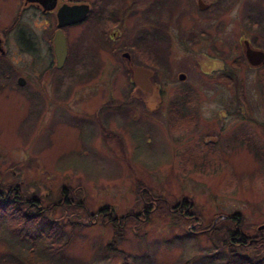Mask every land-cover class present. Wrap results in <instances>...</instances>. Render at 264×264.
Instances as JSON below:
<instances>
[{
    "label": "rangeland",
    "instance_id": "1",
    "mask_svg": "<svg viewBox=\"0 0 264 264\" xmlns=\"http://www.w3.org/2000/svg\"><path fill=\"white\" fill-rule=\"evenodd\" d=\"M234 1L220 11L219 22L205 27L204 43L198 40L193 45L198 53L190 51L192 42H177L178 48L188 54L180 58L176 55V63H183L185 55L188 63L174 65L166 78L171 86H180L176 73L185 72L181 80L188 95L175 97L182 102L188 99L184 116H170V123L165 116H158L167 104L163 96L158 108L140 113L144 121L140 119L135 137L128 117L136 110L135 104H130L128 116L117 118L121 111L107 117L111 121L108 125L114 126L116 121L123 125L120 134L124 150L113 145L110 134L90 136L85 126L66 121L72 116L77 121L83 112H93L94 96L101 101L100 89L92 87L91 95L80 89L84 82L108 84L111 95L104 98L125 100L126 89H121L119 83L122 73L107 69L72 73L68 61L42 74L43 80L38 79L41 99L36 93L27 98L22 90L15 93L0 88V181L20 184L21 194L38 197L42 206L55 202L54 209L44 212L41 219L55 220L58 231H64L62 239L55 242L57 249L63 244L58 258L49 257L43 262L32 257L11 264H120L121 251L129 255L130 264H219L208 253L216 252L217 257L226 254L221 232L212 238L203 233L190 234V222L181 216L155 211L136 227L133 219H128L123 233L114 238L109 222L88 221V215L105 204L116 215L137 210L141 203L135 192L137 181L170 203L187 196L202 223L216 214L237 212L241 215L240 229L248 235L264 223V82L260 81L264 67L250 66L243 55L242 40L264 49V17L254 23L255 15H248L251 8H260L259 0ZM192 13L208 22L205 10L193 9ZM192 27L195 30V24ZM87 44L86 41L81 46L83 52L90 48ZM204 54L219 65L230 62L232 79L226 70L218 68L209 69V74L201 73L196 61L205 59ZM83 60L87 64L88 57ZM111 108L108 102L107 109ZM231 116L235 119L233 127L227 123ZM177 152L181 156L188 154L186 159L192 163L201 154L203 166L179 168L176 163H181V158H176ZM62 185L83 189L82 202L74 204L72 200L79 191L73 190L71 204H59ZM112 238L117 249L108 251L105 245ZM14 241L18 239L10 227L0 225L1 259L17 252ZM36 248L34 254H46L40 242H36ZM243 252L258 259L264 256V243L262 249L248 248ZM20 254L23 259L30 255ZM231 259L229 264H243L236 257Z\"/></svg>",
    "mask_w": 264,
    "mask_h": 264
},
{
    "label": "flooded vegetation",
    "instance_id": "2",
    "mask_svg": "<svg viewBox=\"0 0 264 264\" xmlns=\"http://www.w3.org/2000/svg\"><path fill=\"white\" fill-rule=\"evenodd\" d=\"M234 2L236 3L234 0H53L52 7L48 8L43 6L41 0H0V88L15 93H20L22 90V94L27 98L36 93V97L39 96L41 99L43 97L39 90L38 79L43 80L42 74L48 70L55 71L68 61H70L72 73H90L102 71V69L122 73V82L119 83L121 89H126L125 100L104 98L106 94L111 95L108 84L84 82L80 89L85 91V94H90L92 87H95V90L100 89L101 101L94 96L96 106L93 112H83V116H77V121H74V116L66 121L71 125L78 122L79 125L85 126L90 136H95L99 132L108 133L114 138L113 145L124 150L120 134L123 125L118 121L114 126L108 125L111 121H108L107 117L112 116L113 112H115L113 114L116 112L120 114L121 111V116H116L117 118L122 115L128 116L130 104H135L133 109L136 107V110L128 116L129 122L134 127L131 134L135 137L138 134L136 129H139L140 119L141 122L144 121L143 110L150 112L158 108L163 96H166L167 104L160 110L158 116H165L168 123H170L169 120L172 121L170 116H184V105L188 104V99L182 102L175 97L180 95V98H183L188 95L185 84L181 80L185 78V72L176 73L177 78L182 82L180 86H171L172 83L166 78V73L172 70L174 65L188 63L189 58H186V55L181 59L183 63H176V55L180 58L183 54H188L187 51L180 50L178 44L187 45L192 42L190 51L194 49L193 45L197 44L198 40L203 44L205 27L211 26L215 21L219 22L220 11ZM259 2L260 8L253 7L250 9L252 13L250 10L248 13L249 16L255 15L254 23L255 20H261L264 17V0ZM45 3L48 5L50 0H45ZM61 4H86L87 13L83 20L60 27L65 38L66 52L61 65L57 66L52 38L58 28L56 12ZM193 9L205 10L208 22L205 23L202 18L195 15L193 17ZM189 20L190 22L187 23ZM231 20L233 21L232 18ZM193 24H195V30L192 27ZM75 29L76 31L73 32ZM77 31L79 33H76ZM206 33L208 36L209 32L206 31ZM185 38L186 41L183 40ZM86 41L87 47L90 48L83 52L81 46L83 47ZM248 44L252 48L263 51V62L250 66H263L264 49L254 47L250 42ZM85 56L88 57L87 64L83 60ZM206 57L196 61L201 73L209 74V69L218 68L221 72L226 70L229 78L230 62L225 65L226 63L222 61L220 62L222 65H219V62ZM234 61H231L233 66H235ZM134 66L147 70L149 85L146 87L149 89L143 88L134 80ZM179 73L183 74V78L178 77ZM19 78L22 80L21 83ZM230 78L232 79L231 75ZM228 80L230 82V79ZM176 87H180L179 90ZM147 101H153L154 107H147ZM108 102L111 109H107ZM139 103L141 107H137ZM220 116L224 115L220 114ZM231 117L227 122L229 127H233L235 120L234 116ZM178 153L176 158L180 159L181 154L178 155ZM176 165L179 168L182 167L179 162ZM258 237L264 242V231Z\"/></svg>",
    "mask_w": 264,
    "mask_h": 264
},
{
    "label": "trees",
    "instance_id": "3",
    "mask_svg": "<svg viewBox=\"0 0 264 264\" xmlns=\"http://www.w3.org/2000/svg\"><path fill=\"white\" fill-rule=\"evenodd\" d=\"M260 67H264V65ZM261 79L260 81L264 82V71L262 72ZM262 90L264 94V87ZM187 155L188 154L180 155L182 169H186L187 167L197 169L203 166L200 156L197 161L192 163L190 159H186ZM135 188V192L139 195L141 200L137 210L116 215L113 213L111 206L105 204L97 208L95 212L90 213L91 215L88 216L91 217L88 218V221L94 222L99 220L109 222L114 228V238L123 233L125 222L128 219H133L134 227H136L138 226L137 224L146 222L149 215L155 211L159 213L163 212L165 215H177L186 218L188 222H190L187 224L190 234L203 233L205 236L212 238L213 236H218L217 232H221V242L227 246V249L226 254L224 253L222 256L218 257L215 255L216 252L208 253V255L213 257L211 259L215 262L219 264H229V262L232 261L231 258L236 257L243 264H264V256L254 259V256L243 252L248 248L251 250L255 247L262 249L264 242L258 236L264 231V228H255L253 235L246 234L240 229L241 215L239 213L216 214L213 215L208 222L202 223L200 215L193 208V202L187 196H181L177 201L170 203L163 196L153 193L150 187L141 181L135 183ZM73 190H75L74 193L79 191V195L76 196L74 200L71 199ZM68 192L69 194L71 193V195H67ZM60 194L61 198L58 200L59 204L63 202L65 204H71L72 201L76 204L77 201L82 202L81 200L84 199L83 189L77 186L65 187L62 185ZM39 203L38 197H34L33 195L23 196L20 191V184L3 183L0 181V225H8L13 232V236L18 239V242L14 241L12 243L18 244L16 246L17 252L12 256H8V258L6 257L7 255H5L3 259L0 258V264H11L16 262V260L28 261L32 257L39 260L42 259L43 262H46V260H48L47 258H58L60 255L59 249L63 244L57 249L55 248V242L62 239L61 232L64 231H58V228L55 227V220L48 217L41 219L44 212H51L54 209L55 202H51L46 206H42ZM42 221L43 223H41ZM38 225H40L41 228ZM113 238L105 245V249L108 251L117 249L113 245ZM36 242H40L46 254H34ZM235 246H237V249ZM36 251H38V248H36ZM20 252H27L30 255L23 259L20 257ZM121 253L123 259L120 264H130L131 259L129 255L123 251H121ZM231 254H233V256L230 257ZM224 259L225 262H223Z\"/></svg>",
    "mask_w": 264,
    "mask_h": 264
},
{
    "label": "water",
    "instance_id": "4",
    "mask_svg": "<svg viewBox=\"0 0 264 264\" xmlns=\"http://www.w3.org/2000/svg\"><path fill=\"white\" fill-rule=\"evenodd\" d=\"M43 3L44 7H52L53 5V0H50V3L47 5L45 3V0H41ZM87 13V5L86 4H61L57 8L56 16H57V29L55 30L52 38L53 42V52L54 56L56 59V65L60 66L64 57H65V52H66V46H65V38L64 35L60 29V27L64 24L67 23H74L81 21L85 18ZM243 45H244V56L246 60L252 64H259L263 62V51L260 49L252 48L249 46L248 41L246 39L243 40ZM147 70L134 66L133 67V78L134 80L143 88L149 89L146 87V85H149V82L147 80ZM179 78H183V74L179 73L178 74ZM22 81L21 78H19V82ZM21 83V82H20ZM147 107L153 108L154 107V102L153 101H147ZM258 229L264 228V223L259 224L257 226Z\"/></svg>",
    "mask_w": 264,
    "mask_h": 264
}]
</instances>
